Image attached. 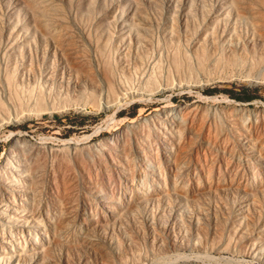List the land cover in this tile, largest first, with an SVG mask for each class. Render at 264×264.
I'll use <instances>...</instances> for the list:
<instances>
[{
    "label": "rangeland",
    "instance_id": "obj_1",
    "mask_svg": "<svg viewBox=\"0 0 264 264\" xmlns=\"http://www.w3.org/2000/svg\"><path fill=\"white\" fill-rule=\"evenodd\" d=\"M10 156L0 264H264V0H0Z\"/></svg>",
    "mask_w": 264,
    "mask_h": 264
},
{
    "label": "bare ground",
    "instance_id": "obj_2",
    "mask_svg": "<svg viewBox=\"0 0 264 264\" xmlns=\"http://www.w3.org/2000/svg\"><path fill=\"white\" fill-rule=\"evenodd\" d=\"M5 172H6V175L2 178L1 191H0V196H1L0 198L1 199L0 200V249H3L4 257H7L10 254H12L14 248H13L12 232L11 234L6 235L4 234V229H5V226H9L11 221H13L14 219L17 221H20L21 222L20 224H22V227L24 225L28 226V223L26 222L28 215H26L25 213V211H28V209H26V206H25L27 196H28V189L24 185L23 172L20 167V163L15 157L13 156L8 157L7 162L5 163ZM176 249L178 250V248Z\"/></svg>",
    "mask_w": 264,
    "mask_h": 264
},
{
    "label": "trees",
    "instance_id": "obj_3",
    "mask_svg": "<svg viewBox=\"0 0 264 264\" xmlns=\"http://www.w3.org/2000/svg\"><path fill=\"white\" fill-rule=\"evenodd\" d=\"M212 91H214V90H213V89H208V90H206L205 92L210 93V92H212Z\"/></svg>",
    "mask_w": 264,
    "mask_h": 264
}]
</instances>
